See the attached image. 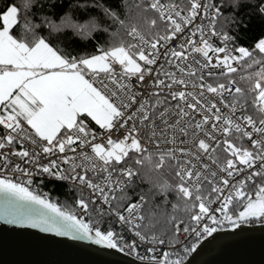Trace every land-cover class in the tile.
Masks as SVG:
<instances>
[{"label":"snow or ice","instance_id":"6c2138e0","mask_svg":"<svg viewBox=\"0 0 264 264\" xmlns=\"http://www.w3.org/2000/svg\"><path fill=\"white\" fill-rule=\"evenodd\" d=\"M0 223L140 264L264 240V0H0Z\"/></svg>","mask_w":264,"mask_h":264},{"label":"water","instance_id":"95a60500","mask_svg":"<svg viewBox=\"0 0 264 264\" xmlns=\"http://www.w3.org/2000/svg\"><path fill=\"white\" fill-rule=\"evenodd\" d=\"M249 237L239 244L229 240L218 244L209 237L189 260L191 264H264V240L258 226ZM0 264H140V261L87 242L0 223Z\"/></svg>","mask_w":264,"mask_h":264},{"label":"trees","instance_id":"16d2710c","mask_svg":"<svg viewBox=\"0 0 264 264\" xmlns=\"http://www.w3.org/2000/svg\"><path fill=\"white\" fill-rule=\"evenodd\" d=\"M259 25H257L255 22H253L248 30L245 32L243 29L241 30V34L246 37V40L248 42L254 41L258 32H259ZM240 43H245V40H241ZM245 74L244 70H241L240 75ZM238 78V77H237ZM46 188H48L53 194H56L60 197L61 203H63L65 200H68L71 202L72 199H69L68 197V188L62 184V183H47Z\"/></svg>","mask_w":264,"mask_h":264},{"label":"built area","instance_id":"2783aa9c","mask_svg":"<svg viewBox=\"0 0 264 264\" xmlns=\"http://www.w3.org/2000/svg\"><path fill=\"white\" fill-rule=\"evenodd\" d=\"M52 182H56V181L55 180L45 179L41 190L44 191V192H49L52 198L57 199L59 202H61V199H60V197L58 195L53 194L48 188H46V184L47 183H52ZM39 183H40V180H39V178H37V184H39ZM64 185L68 188V197H69V199H72L73 198V193L70 191V186L66 185V184H64Z\"/></svg>","mask_w":264,"mask_h":264}]
</instances>
